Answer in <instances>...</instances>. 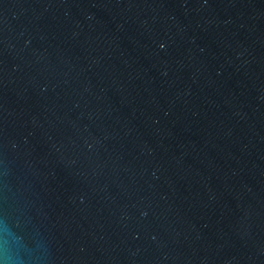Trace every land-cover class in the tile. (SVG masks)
<instances>
[{"label":"water","instance_id":"1","mask_svg":"<svg viewBox=\"0 0 264 264\" xmlns=\"http://www.w3.org/2000/svg\"><path fill=\"white\" fill-rule=\"evenodd\" d=\"M0 264H264V0H0Z\"/></svg>","mask_w":264,"mask_h":264}]
</instances>
